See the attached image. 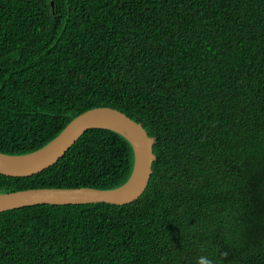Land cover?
<instances>
[{"label":"trees","instance_id":"1","mask_svg":"<svg viewBox=\"0 0 264 264\" xmlns=\"http://www.w3.org/2000/svg\"><path fill=\"white\" fill-rule=\"evenodd\" d=\"M99 107L153 139L145 190L0 212V264H264V0H0V153ZM132 165L123 136L88 129L0 193L109 190Z\"/></svg>","mask_w":264,"mask_h":264},{"label":"water","instance_id":"2","mask_svg":"<svg viewBox=\"0 0 264 264\" xmlns=\"http://www.w3.org/2000/svg\"><path fill=\"white\" fill-rule=\"evenodd\" d=\"M112 130L131 145L133 165L128 180L119 187L101 190L93 188H38L0 193V212L26 206L52 204L110 203L124 205L136 200L145 190L152 169L153 139L141 124L122 112L109 108H93L73 118L43 147L29 154L0 153V174L27 177L56 163L75 141L88 129Z\"/></svg>","mask_w":264,"mask_h":264},{"label":"clouds","instance_id":"3","mask_svg":"<svg viewBox=\"0 0 264 264\" xmlns=\"http://www.w3.org/2000/svg\"><path fill=\"white\" fill-rule=\"evenodd\" d=\"M198 264H211V261H209L208 259L201 257Z\"/></svg>","mask_w":264,"mask_h":264},{"label":"bare ground","instance_id":"4","mask_svg":"<svg viewBox=\"0 0 264 264\" xmlns=\"http://www.w3.org/2000/svg\"><path fill=\"white\" fill-rule=\"evenodd\" d=\"M248 163V162H247Z\"/></svg>","mask_w":264,"mask_h":264}]
</instances>
